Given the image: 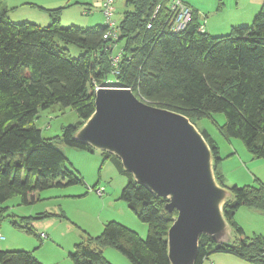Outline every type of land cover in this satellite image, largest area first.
Returning <instances> with one entry per match:
<instances>
[{"label":"trees","instance_id":"1","mask_svg":"<svg viewBox=\"0 0 264 264\" xmlns=\"http://www.w3.org/2000/svg\"><path fill=\"white\" fill-rule=\"evenodd\" d=\"M171 3L126 0L117 39H104L107 23L87 29L63 28L52 15L50 26L41 28L13 23L6 10L0 9L1 220V206L15 196L30 204L37 192L82 183L78 172L68 167L62 150L52 138L43 136L35 121L41 110L72 108L81 121L64 128L62 141L94 152L74 135L95 112L97 87L129 88L139 99L181 113L193 123L223 114V125L214 122L220 133L227 139L240 138L253 156L264 159V10L252 26H234L228 34L213 36L200 30L204 26L192 7L193 21L183 30H172ZM116 45L122 47L115 55ZM69 46L81 54L73 57ZM200 131L211 147L217 181L225 186L224 176L218 173L219 147L206 129ZM104 154L128 178L121 198L149 225L148 236L143 239L110 222L101 236H86L76 244L70 258L75 264H110L102 251L112 247L132 264H170L168 231L178 212L168 211L167 199L138 184L116 156ZM258 187L229 188L233 199L224 214L232 226V240L221 246L202 235L196 264H203L213 252L264 264V238L248 239L234 221L242 206L264 212V185ZM33 220L13 225L32 233ZM0 264L43 263L28 251L0 250Z\"/></svg>","mask_w":264,"mask_h":264},{"label":"rangeland","instance_id":"2","mask_svg":"<svg viewBox=\"0 0 264 264\" xmlns=\"http://www.w3.org/2000/svg\"><path fill=\"white\" fill-rule=\"evenodd\" d=\"M97 1L102 0H0V9L6 10L9 20L16 24L29 23L46 28L50 26L53 15L63 28L74 26L87 29L99 24L101 18L105 20ZM186 1L192 2L205 13L209 12L207 17L200 18L204 27L210 24V19L212 22L216 21L215 17L223 19V9L217 15L213 13L223 6V0ZM115 8L113 19L118 23L127 10L126 0H115ZM88 10L91 11L87 14ZM121 47L115 46V55ZM69 49L75 58L81 54V50L75 46H69ZM79 121L80 116L70 107L56 106L40 111L35 121L37 127L44 137L52 138L56 147L62 150L68 167L78 172L82 183L37 192L35 202L30 204H23L19 196L6 201L1 206L4 211L3 219H0V250L28 251L43 264H75L70 254L74 252L76 244L86 236H101L110 222L119 223L141 238H147L149 225L141 221L121 198L128 178L119 173L111 160H105L104 152H90L63 143L64 128ZM214 122L223 125L226 118L223 114H215L211 118L197 120L194 124L199 130L206 129L219 147L222 162L218 165V173L224 176L223 187L259 188L264 185V159L253 156L240 138H225ZM28 218L34 219L30 225L34 230L32 233L13 225L14 221L21 223L22 219ZM234 221L248 239L264 238L263 211L242 206ZM42 233L48 237L40 238ZM237 238L235 234L234 241ZM102 253L110 264H132L115 248H104ZM203 264L251 263L229 252H213Z\"/></svg>","mask_w":264,"mask_h":264},{"label":"water","instance_id":"3","mask_svg":"<svg viewBox=\"0 0 264 264\" xmlns=\"http://www.w3.org/2000/svg\"><path fill=\"white\" fill-rule=\"evenodd\" d=\"M95 96V112L74 138L116 156L138 184L178 212L168 231L170 264H196L202 235L230 243L224 208L233 194L218 183L211 147L190 118L129 88H100Z\"/></svg>","mask_w":264,"mask_h":264},{"label":"crops","instance_id":"4","mask_svg":"<svg viewBox=\"0 0 264 264\" xmlns=\"http://www.w3.org/2000/svg\"><path fill=\"white\" fill-rule=\"evenodd\" d=\"M183 1L197 11L199 22L202 16L207 17L206 15L209 12L208 13L203 12L201 8L194 5L192 2L190 3L186 0ZM97 4L101 9L102 1H97ZM230 8L233 10L228 12ZM222 9H223V19H220V17H215L216 21L214 22H212V19H210L209 20L210 24L208 23V26L204 27V30L213 36H222L228 34L231 28L234 26L252 25L256 15L262 10H264V0H223V6L218 7V9L215 10L213 13L217 15L219 11H221ZM209 15H212V13H210ZM98 21H100L98 22L99 24L106 23V19L104 20L103 18H101ZM118 24L119 22L117 23V25ZM104 156L106 157L105 160L109 159L108 156H106L105 154ZM42 235L45 236L42 237ZM42 235H41L42 239H46L48 237L44 233H42Z\"/></svg>","mask_w":264,"mask_h":264},{"label":"built area","instance_id":"5","mask_svg":"<svg viewBox=\"0 0 264 264\" xmlns=\"http://www.w3.org/2000/svg\"><path fill=\"white\" fill-rule=\"evenodd\" d=\"M102 12L106 19V23L109 25V31L104 35V39H117L118 37V26L117 22L113 19L115 9L114 0H102L101 5ZM171 9L173 10V18L171 20L172 30L180 31L186 28V26L193 21V10L186 4L183 0H173L171 3ZM86 11V13H88ZM201 31L204 30V27H201ZM118 60V57L115 58V61ZM100 89L97 87L96 90ZM98 193L101 194V191L98 190ZM45 235H42V237Z\"/></svg>","mask_w":264,"mask_h":264}]
</instances>
